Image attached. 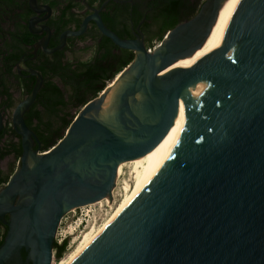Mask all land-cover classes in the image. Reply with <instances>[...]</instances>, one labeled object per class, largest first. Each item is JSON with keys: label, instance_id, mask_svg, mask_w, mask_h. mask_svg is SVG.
<instances>
[{"label": "water", "instance_id": "water-1", "mask_svg": "<svg viewBox=\"0 0 264 264\" xmlns=\"http://www.w3.org/2000/svg\"><path fill=\"white\" fill-rule=\"evenodd\" d=\"M220 4L205 0L152 50L139 34L118 37L91 8L79 29L64 31L59 44L48 49L50 29L37 23L51 8L28 0L33 13L47 14L28 21L30 33H45L32 54L38 47L60 51L92 21L117 48L132 51L134 60L122 71L130 78L119 92V128L97 119L104 102L100 94L45 152L33 149L37 139L23 120L44 80L26 69L37 83L11 114L22 153L19 168L0 189V219L12 217L0 264L23 246L32 264H52L60 217L111 195L117 163L145 155L165 137L181 92L199 68L145 189L73 264H264V0L240 1L210 50L166 74L189 55L168 52L204 41ZM137 93L141 102H129Z\"/></svg>", "mask_w": 264, "mask_h": 264}, {"label": "trees", "instance_id": "trees-1", "mask_svg": "<svg viewBox=\"0 0 264 264\" xmlns=\"http://www.w3.org/2000/svg\"><path fill=\"white\" fill-rule=\"evenodd\" d=\"M101 5L105 0H89V5L98 2ZM47 4L57 12L50 24L54 30L51 47L59 43V36L67 30L68 24L74 20L70 9L74 6L69 0L64 9H59L61 0H37ZM204 0H131L123 7L118 8L120 14L111 15L108 10L113 6L110 1L102 14L104 24L122 39H133L134 34L143 36L148 48L161 42L166 34L180 23L193 18ZM83 6L77 4L78 9ZM59 13V14H58ZM32 11L28 0H0V97L5 98L2 105L13 108L15 102L9 92L8 79L17 80L18 89L26 98L37 83L35 76L30 75L23 79L12 71V65L24 55L27 45L32 47L43 34H32L28 30V20ZM81 19L77 16V29ZM94 44L85 47L82 51L91 52L86 60L67 59L63 62L62 51L49 57L39 51L35 61H29V67L37 71L43 78V84L37 93L35 102L23 114V120L31 130L37 142L35 148L41 152L50 150L61 140L75 118L76 114L91 100L97 98L105 88L120 74L133 60L134 53L117 48L109 39L99 32L96 36L89 31ZM99 38V40H98ZM72 40V39H70ZM73 45L68 44L66 49L73 52ZM32 57V54L29 55ZM23 73L22 75H28ZM58 79V83L54 79ZM76 111L77 113H73ZM18 138V142H14ZM5 139V140H3ZM22 153L20 136L8 124L0 132V161L13 156L17 161ZM12 164L9 172L2 174L0 170V185L7 183L14 172ZM2 174V175H1ZM3 236L0 237V246ZM67 247V240L61 244H54L55 259L60 260ZM27 252L22 250V259Z\"/></svg>", "mask_w": 264, "mask_h": 264}, {"label": "bare ground", "instance_id": "bare-ground-1", "mask_svg": "<svg viewBox=\"0 0 264 264\" xmlns=\"http://www.w3.org/2000/svg\"><path fill=\"white\" fill-rule=\"evenodd\" d=\"M242 0H221L220 4V9L217 15V18L210 30L209 35L207 38L199 42L195 45H192L191 47L185 48V49H172L168 52V56H175V57H180L183 55H188L186 58H182L171 64L167 71L166 74L175 69L179 68L181 66H184L185 64L191 62L192 60L202 56L205 54L208 50H210L216 41L217 35L232 11V9ZM192 54V55H190ZM161 59L157 60L154 64L155 68L157 64L159 63ZM201 68L197 69L195 73H193L189 79L187 80L181 95H180V101H179V106L177 109L176 117L174 119L173 125L184 105V102L200 72ZM145 77L146 81L150 80V73L149 71H145ZM130 75H127L126 73L123 74L120 73L118 78L116 77L110 85H108L105 90L101 93L104 97V102L102 104L101 110L99 111L98 115L96 116L97 119L102 120L104 122L110 123L111 128L113 129H118L119 128V122L117 120V108H118V98L120 96V90L125 82L129 80ZM150 90L152 92H155L156 88L155 86L151 83L149 84ZM142 97L139 93L133 95L132 98L129 99V102L133 103H139L141 102ZM171 126L170 130L168 133L165 135V137L153 148L151 149L148 153L145 155L129 160V161H123V162H118L117 163V172H116V177L118 178L119 172L121 170V167L126 165V164H131L133 165L134 169V182L133 184H128L125 182V185L123 187L125 191V196L124 198L120 201V203L113 209L107 220L103 223V225L98 228V230L94 231L92 230V233L90 235H85L84 237V242L81 246L77 247L72 253H70L68 256H66L62 261H60L58 264H73L79 256L136 200V198L141 194V192L145 189L149 178L153 172V169L156 165V162L158 160V157L160 155V152L168 138V135L173 127ZM30 165V164H29ZM110 196H107L104 198L102 201L109 202ZM70 212V211H69Z\"/></svg>", "mask_w": 264, "mask_h": 264}, {"label": "flooded vegetation", "instance_id": "flooded-vegetation-1", "mask_svg": "<svg viewBox=\"0 0 264 264\" xmlns=\"http://www.w3.org/2000/svg\"><path fill=\"white\" fill-rule=\"evenodd\" d=\"M37 1V0H36ZM61 5L59 6V9H64V7H66L68 5V1L69 0H61ZM72 3H73V7L70 9V12L75 15L74 16V20L71 21L69 24H68V28L67 30H77V16L81 19L80 23H79V27L82 23V21L89 15L92 14V11H91V8L93 9H97L99 10V15L101 16L102 18V12L104 11V7L110 2V1H113L115 4L118 5V7L116 6H113V8H111L110 10H108V13H110L111 15H114V14H120L118 8L120 7H123L121 5H125L127 3H129L131 0H105L101 5L99 4V1L94 3L92 6L89 5L88 1L89 0H70ZM38 3V2H37ZM38 4H43V3H38ZM77 4L80 6H83L82 9H78L77 8ZM43 5H47V4H43ZM48 6V5H47ZM120 6V7H119ZM55 14H57V12H55L54 10L51 9V14L44 20V21H41V22H38L37 25H45L47 26L49 29H50V32H51V35H50V39H49V43L47 45V48L48 49H52L54 47H51L50 44L52 42V37H53V34H54V30L53 28H51L50 24L53 23V17L55 16ZM59 14V13H58ZM45 17L47 16L46 13H43V14H35L32 12V14L29 16V19L32 18V17ZM120 16L122 17V15L120 14ZM29 21V20H28ZM79 29V28H78ZM67 30H64V31H67ZM92 30L93 32V35L96 36L95 32L98 33V29L97 27L95 26V24L90 21L88 23V26H87V29L85 31V33L79 37H68L67 40H66V43H65V46L63 49H61L60 51H62V60L63 62L66 61L67 59H74L75 62L77 63V59L79 60H86L83 57V55L89 53V52H85V51H82L85 47L87 46H92L94 44V41H93V38L90 36L89 34V31ZM63 31V32H64ZM62 32V33H63ZM61 33V34H62ZM40 34H43V37H44V32L43 33H39V34H36V35H40ZM60 34V35H61ZM42 37V38H43ZM41 38V39H42ZM40 39V40H41ZM72 39V40H70ZM40 40H38L37 42H39ZM99 40V38H98ZM36 42V43H37ZM35 43V44H36ZM34 44V45H35ZM68 44H72L73 47V52H71L70 50L66 49V46ZM34 45L32 47H30L29 45H27V49L26 51L24 52V55L23 57L15 64L12 65V71L18 75V76H21L23 79H28L30 77V74L28 75H22L23 73H27L26 72V69H31L29 67V65L27 64V62L29 61H35L37 56H38V52L41 51L43 52L42 48L41 47H38L35 54H32V52L34 51ZM56 52H59V51H56ZM44 53L46 54L47 56L49 57H53V55L56 53ZM32 54V57L30 58L29 55ZM90 56H91V52H90ZM90 58V57H89ZM88 59V58H87ZM23 60V65H21L20 61ZM1 65V64H0ZM33 70V69H31ZM35 71V70H34ZM55 82H59L57 78L54 79ZM8 86H9V92L11 93V96H12V99L13 101L15 102V105L13 108H8V107H5L2 105V102L5 100V98H2L0 97V112L3 116V128L0 130V132L9 124L12 129L15 131L13 125H12V120H11V114L13 112V109L16 107V105L18 103H20L24 97L22 95V91L18 89V85H17V80L14 78V77H10L8 79ZM16 132V131H15ZM5 140V139H3ZM14 142H18V138H14ZM35 140L33 139V149H36L34 146H35ZM20 144H21V138H20ZM10 157V160L12 159L14 162L17 163V167L15 168L14 172L19 168V160L20 158L15 161L13 156H9ZM21 157V156H20ZM8 158V157H7ZM6 159V158H5ZM4 159V160H5ZM3 161V160H2ZM0 161V170L2 171V174H6L7 171H8V164L5 168H3V166L1 165V162ZM13 172V173H14ZM12 173V174H13ZM1 174V175H2ZM10 178V177H9ZM9 180V179H8ZM6 185L3 184V185H0V189ZM68 213H73V217L76 215L77 213V208L74 209V210H70V212ZM65 215V214H64ZM64 215H62L59 219V222H58V225H57V228L55 230V234H54V237H53V255L55 256V250H54V244L57 243V233H58V230L61 226V224L63 223V220L65 219ZM11 215L10 214H7L4 218H1L0 219V237L3 236V241L9 231V228H10V225H11ZM3 243V242H2ZM22 250H25L27 252V256H26V259L23 260L22 259ZM29 252L30 250H27V248H25L24 246L21 247L19 249V251L17 252V254H15L9 261L7 262H4L3 264H32V261L30 260L29 258Z\"/></svg>", "mask_w": 264, "mask_h": 264}, {"label": "rangeland", "instance_id": "rangeland-1", "mask_svg": "<svg viewBox=\"0 0 264 264\" xmlns=\"http://www.w3.org/2000/svg\"><path fill=\"white\" fill-rule=\"evenodd\" d=\"M157 45L158 43H155L154 47H156ZM153 48L150 49L152 50ZM89 57L90 52L83 55L82 58L87 59ZM118 76L119 74L116 77L118 78ZM73 113L77 112L73 111ZM7 164V173L9 172V168L12 164L15 168L17 167V163L14 162L12 159L10 160V157L6 158L1 162L3 168H5ZM134 176L135 174L133 165L126 164L122 166L119 172V176L118 178L116 177L114 186L111 190V199H109V202L102 201V199L97 202L78 207L77 213L74 217L73 213L67 212L64 215L65 219L63 220V223L61 224L58 230L56 239L57 244H61L64 240H67V247L63 257L60 260H56L55 256L53 255L52 264H58L60 261H62L77 247L83 244L85 235H90V233H92V230L96 231L103 225V223L107 220L113 209L124 198L126 194L123 189L125 182L132 185L134 182ZM74 209L76 208H73L72 210Z\"/></svg>", "mask_w": 264, "mask_h": 264}, {"label": "built area", "instance_id": "built-area-1", "mask_svg": "<svg viewBox=\"0 0 264 264\" xmlns=\"http://www.w3.org/2000/svg\"><path fill=\"white\" fill-rule=\"evenodd\" d=\"M53 261V260H52Z\"/></svg>", "mask_w": 264, "mask_h": 264}]
</instances>
